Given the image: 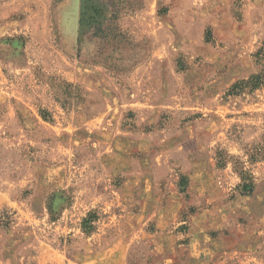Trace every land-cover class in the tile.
<instances>
[{"label": "rangeland", "instance_id": "374dc122", "mask_svg": "<svg viewBox=\"0 0 264 264\" xmlns=\"http://www.w3.org/2000/svg\"><path fill=\"white\" fill-rule=\"evenodd\" d=\"M0 264H264V0H0Z\"/></svg>", "mask_w": 264, "mask_h": 264}, {"label": "trees", "instance_id": "16d2710c", "mask_svg": "<svg viewBox=\"0 0 264 264\" xmlns=\"http://www.w3.org/2000/svg\"><path fill=\"white\" fill-rule=\"evenodd\" d=\"M46 118V117H44ZM218 165L219 167H227L229 163L233 162L234 158L229 156L225 152H218ZM235 171L241 178V184L238 187V190L241 191L244 195H251L255 189V178L245 171L243 164L240 161H236ZM238 164V165H236ZM240 166V167H238ZM97 216L95 213H90L89 217L84 220L83 229L86 233H92L94 230V222Z\"/></svg>", "mask_w": 264, "mask_h": 264}, {"label": "flooded vegetation", "instance_id": "af4514ba", "mask_svg": "<svg viewBox=\"0 0 264 264\" xmlns=\"http://www.w3.org/2000/svg\"><path fill=\"white\" fill-rule=\"evenodd\" d=\"M90 13V10L87 11L86 15Z\"/></svg>", "mask_w": 264, "mask_h": 264}]
</instances>
